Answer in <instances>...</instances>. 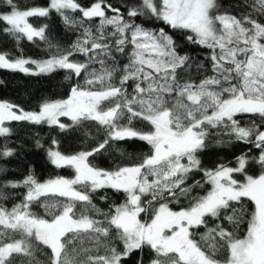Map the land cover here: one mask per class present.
Instances as JSON below:
<instances>
[{"label": "snow or ice", "instance_id": "obj_1", "mask_svg": "<svg viewBox=\"0 0 264 264\" xmlns=\"http://www.w3.org/2000/svg\"><path fill=\"white\" fill-rule=\"evenodd\" d=\"M0 9H6L0 11V35L18 52L0 51V69L29 75L65 70L78 81L83 74V85L72 86L66 99L45 100L36 111L0 102V137L12 134L13 122L60 132L95 124L105 134L92 150L74 154L51 140L48 161L74 170L73 178L41 182L30 173L0 185V200L7 199L4 189H24L19 203L0 205V264H127L133 254L136 264H145V255L148 264H264V0H252V11L241 15L217 0H94L90 6L79 0H48L46 6L0 0ZM53 13L79 32L68 48L53 43L48 23H33ZM138 17L208 49V65L181 54L178 39L162 27L137 23ZM22 41L43 43L48 58L25 57ZM117 53L127 58L122 67ZM77 55L86 59L74 60ZM208 66L211 75L205 74ZM192 69L202 78L184 79ZM244 116L248 122L242 124L238 117ZM126 140L145 142L149 152L112 170L89 162L110 141ZM235 143L250 147L234 166H202L201 153ZM36 145L43 147L39 140ZM14 154L5 148L0 159ZM194 173L203 182L189 184ZM205 184L210 188L203 195L193 194ZM107 189L123 193L124 200L105 210L93 194ZM182 200L186 207L171 206Z\"/></svg>", "mask_w": 264, "mask_h": 264}, {"label": "trees", "instance_id": "obj_2", "mask_svg": "<svg viewBox=\"0 0 264 264\" xmlns=\"http://www.w3.org/2000/svg\"><path fill=\"white\" fill-rule=\"evenodd\" d=\"M48 0H19L22 6L25 5H41L46 6ZM84 6H90L94 0H79ZM115 5L138 4L140 0H111ZM217 3L222 6V9L230 11L234 15H241L246 11H252V0H217ZM6 9H0L5 11ZM79 16V13L76 14ZM259 18V17H258ZM48 23L49 38L54 44L60 45L61 48H68L79 36L78 31H74L65 27L62 20L56 14H52L47 20H33L36 26L41 23ZM98 21H93L97 23ZM137 23L143 26L157 30L164 28L166 32L173 35L180 42L179 51L181 54L187 53L194 57L197 61L208 65L207 54L208 49H203L198 45L189 44L182 39L179 33L163 25L159 21H153L148 17H138ZM23 55L35 60L47 59L50 54L46 45L43 43H29L22 41ZM0 51H8L13 55H17V49L13 42L7 37L0 35ZM74 60L83 62L86 58L83 56H74ZM127 63V58L124 55L117 53V64L122 67ZM96 67H99L96 65ZM207 75H211L210 66L206 68ZM69 73L65 70H57L50 74L29 75L20 72H13L6 69H0V102H10L19 105L27 111L38 110L39 105L45 100L66 99L70 94V88L77 82L83 85L82 77H69ZM119 75V73H117ZM184 79L192 78L199 80L201 75L196 73L195 69L189 70L183 77ZM133 84L129 81L128 90L132 91ZM241 123L248 122V117H238ZM64 122H68L67 118H62ZM12 128V134L7 137H0V151L5 148L15 150L12 157L0 159V167L5 169V172L0 174V185L7 181H19L30 173H33L36 178L44 182L56 176L65 178H73L75 173L70 168L57 169L50 164L46 155V149L51 146V140L56 139L59 142V149L65 154H74L79 151H90L99 143L103 142L105 134L103 130L92 124L83 129H74L68 132H60L59 129L51 128L47 125H32L26 122H13L8 125ZM39 140L43 145L42 148L37 147L36 141ZM249 145L243 143H235L228 147H211L200 154L202 166L205 168H214L218 163L235 165V157L245 153L249 149ZM254 150L250 155L255 154ZM124 155H121V153ZM149 146L142 141H110L105 149L89 157V162L100 169L112 170L116 165H124L131 162L130 158H135L140 154H147ZM250 174H258L257 168H251ZM194 180L202 181L201 173H194L188 180V183H193ZM209 185H204L203 189H194L193 194L203 195L205 190L209 189ZM7 196L6 200H0V205L11 208L14 204L19 203L23 199V188H7L4 189ZM101 195H107L108 200L102 201L99 199ZM124 200L123 193H116L111 189L100 190L93 194V201L99 207L107 209L109 204H120ZM187 200H182L179 205H171L173 208L186 207ZM254 210V205L249 201L246 202V211L250 214ZM33 211L38 215H43L44 210L38 205H33ZM246 223L241 226V234L246 230ZM203 231V229H201ZM46 259V257H41ZM150 257L145 255V264H148ZM127 264H136V254L128 258Z\"/></svg>", "mask_w": 264, "mask_h": 264}, {"label": "rangeland", "instance_id": "obj_3", "mask_svg": "<svg viewBox=\"0 0 264 264\" xmlns=\"http://www.w3.org/2000/svg\"><path fill=\"white\" fill-rule=\"evenodd\" d=\"M29 67H33L34 68V66H32V65H29Z\"/></svg>", "mask_w": 264, "mask_h": 264}]
</instances>
